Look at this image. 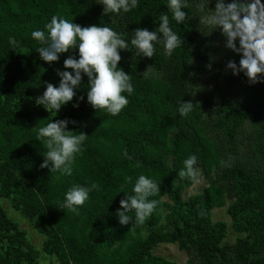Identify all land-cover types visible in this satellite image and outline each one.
Returning a JSON list of instances; mask_svg holds the SVG:
<instances>
[{"label": "trees", "instance_id": "obj_1", "mask_svg": "<svg viewBox=\"0 0 264 264\" xmlns=\"http://www.w3.org/2000/svg\"><path fill=\"white\" fill-rule=\"evenodd\" d=\"M168 2L138 0L127 13L103 14L100 0H0V197L45 236L41 249L58 264H175L153 253L161 242L185 251V264H264V82L249 84L243 73L224 71L226 62L238 64L240 55L224 47L219 30L208 34L211 29L201 23L212 9L202 13L195 6L210 0H182L188 4L183 23L172 18ZM209 6L214 8L215 0ZM54 15L81 26L106 25L128 43L118 66L130 75L134 91L122 93L128 104L119 114L88 103L86 75L58 112L36 104L45 82L59 86L64 59L78 58V48L55 62L40 58L37 49L44 45L31 32L47 36L45 25ZM161 15L169 16L183 43L170 57L159 42H153L152 58L137 55L134 30L158 32ZM189 100L193 108L181 116L179 106ZM62 119L76 121L66 135L87 134L70 174L50 171L51 162L40 167L48 149L36 139V129ZM190 155L198 157L195 170L209 180L184 199L182 190L194 181L178 172ZM140 175L159 185L148 198L159 204L143 224L121 225L116 210L121 199L134 195ZM92 184L99 190L82 206L59 208L70 188ZM228 199L230 224L239 234L232 245L223 243L227 223L212 218V210ZM161 209L167 210L164 221ZM128 215L134 218V210ZM37 262L25 231L0 205V264Z\"/></svg>", "mask_w": 264, "mask_h": 264}, {"label": "clouds", "instance_id": "obj_2", "mask_svg": "<svg viewBox=\"0 0 264 264\" xmlns=\"http://www.w3.org/2000/svg\"><path fill=\"white\" fill-rule=\"evenodd\" d=\"M103 5V14L121 11L127 13L138 7V0H100ZM211 0L205 4L201 2L195 7L204 12L205 8L212 11L202 15L199 19L211 31L219 30L224 37V47L240 55L239 63L228 60L224 71L229 70L233 75L241 73L247 77L249 84L264 82V2L262 0H215L214 8L210 7ZM168 9L172 18L177 23H183L187 13L183 10L188 7L182 0H169ZM159 21L158 32L146 28H136L131 45L137 50V55L152 58L154 55L153 42L162 43L164 54L171 56L174 50L183 43L180 37L170 27L168 15L157 17ZM47 36L43 30H34L31 37L40 42L42 47L37 49L40 58L45 62L58 61L59 54L68 53L70 49L78 48V58L68 55L63 61V71L57 70L60 77L59 86L47 83L46 90L36 99L37 105H43L47 111L58 112L62 105L72 101L76 96L75 89L79 88L83 75L88 77L87 101L96 110H106L115 116L128 104L127 96L134 91L128 72L119 67L122 57L120 50H130L128 43L116 31L108 26L90 25L81 26L58 16H52L51 21L45 25ZM211 69V63L206 65ZM71 69L72 71H68ZM84 97H78L83 100ZM74 104L73 107H78ZM193 108L192 101H183L179 106V114L186 116ZM76 121L68 119L53 120L46 126L36 129V139L42 141L48 149L41 168L49 167L51 170H63L71 173L70 165L75 155L81 151L87 134L80 132L77 135H66L68 124ZM127 155V153H125ZM198 157L190 155L183 160V167L178 172L181 179H197L195 165ZM229 166L227 162H222ZM131 179V178H129ZM99 190V185L91 187L75 186L65 193L60 209H73L82 206L89 198V193ZM160 191L159 185L145 175H140L133 187L134 195H126L121 199L116 215L121 225H128L133 220L143 224L149 218L157 205L158 200H149L150 196ZM135 212V217L128 215L129 211Z\"/></svg>", "mask_w": 264, "mask_h": 264}, {"label": "rangeland", "instance_id": "obj_3", "mask_svg": "<svg viewBox=\"0 0 264 264\" xmlns=\"http://www.w3.org/2000/svg\"><path fill=\"white\" fill-rule=\"evenodd\" d=\"M193 84L202 90L206 89L204 83H201V81L199 80H193ZM196 172H197V179L193 182V184H191L189 187L184 188L181 192L184 199H186L190 194H195L200 192L208 184L209 177L203 175L200 169H197ZM163 199L170 202L169 195L163 196ZM230 202L231 200L228 199L227 203L224 206L219 208H214L212 210L213 220H222L227 223V234L223 241L225 245H232L235 241V238L239 236V234L232 229L230 224V217L226 211V208L230 204ZM0 205L3 207L7 215L13 221L17 222L20 228L25 231L29 243L34 247V249L37 250L38 253L37 264H58L54 256L44 253L41 249V244L45 236L39 233L28 221V219L22 216L12 206L11 202L8 199L0 197ZM160 212L162 215V221H164L167 210L161 209ZM153 253L155 255L163 256L167 259H170L174 261L175 264H185L187 258L186 252L180 250L176 243L161 242L153 249Z\"/></svg>", "mask_w": 264, "mask_h": 264}]
</instances>
